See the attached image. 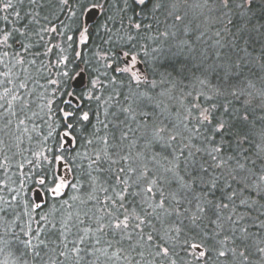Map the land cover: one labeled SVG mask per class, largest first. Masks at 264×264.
<instances>
[{"label":"trees","instance_id":"1","mask_svg":"<svg viewBox=\"0 0 264 264\" xmlns=\"http://www.w3.org/2000/svg\"><path fill=\"white\" fill-rule=\"evenodd\" d=\"M85 2L69 0L64 7L59 0H37L33 6L24 0L18 10L22 16L26 11L29 15L19 21L11 15L5 21L7 13H0V29L7 26L12 31L27 25L32 33L21 37L14 32L7 44H0V231L5 230L0 234V254L8 253L13 261L25 264H168L153 255L161 243L159 237L165 236L174 246L176 264H264V254L256 251L258 246L264 247V231L259 230V221L253 224L258 216L264 219L260 212L253 211L252 218L243 223L252 233L245 242L251 255L243 261L238 256L243 250L239 230L233 233L230 224H225L224 231L217 235L208 217L193 221L201 187L180 189L172 180L173 174L164 171L176 165V171L187 179L193 162L208 167L211 158L196 149L211 147L205 137L214 133L196 120L185 121L178 104L183 109L193 104L202 108L216 104L213 122L222 120L226 124L222 135H216V146L222 147L226 157L236 156L245 163L256 173L257 182L264 175V96L260 95L264 92V0H230L228 9L220 8L218 0H208L216 7L215 12H207L213 15L214 23L209 24L196 18L198 9H173L171 0H161V8L149 4L143 12L139 8L135 12L120 11L122 0H94L102 5L94 15L82 12L78 5ZM169 13L184 15V22H177ZM135 23L141 24V29H135ZM86 24L87 40L81 43ZM164 32L169 35L163 36ZM133 48L141 72L150 81L164 80V90L172 96L163 112L152 105L137 107L134 120L123 111L129 107L125 97L155 92L148 84L137 88L135 82L129 83L128 74L113 70L125 67L127 60L121 53ZM101 56L107 58L101 60ZM61 60L67 62L61 64ZM109 64L113 67H106ZM225 65H231L235 74L229 78L234 85L231 89L224 86ZM77 73L87 79L86 86L73 85ZM93 79L101 81L102 86L93 92L100 100L82 95L90 90L89 81ZM53 80L57 83L52 84ZM216 88L227 95H217ZM66 92L81 97L80 102ZM69 100L71 105L66 103ZM65 111L75 112L76 117L66 120ZM142 111L153 113L157 123L175 124L174 131L186 139L179 138L170 148L155 141L148 143L152 137L143 133L145 124L150 126L151 121L139 115ZM84 112L89 114L88 121L79 118ZM192 113L198 115L195 109ZM245 114L247 121L243 119ZM124 132H128L126 138ZM244 136L248 139L241 144ZM188 141L189 148H183L182 143ZM173 149L177 151L173 153ZM137 153L148 159L133 160ZM124 156L130 159H121ZM59 158L67 165L70 179L65 191L56 196L51 189L57 181ZM141 165L155 173V178L163 177L160 188L165 196L175 192L177 199H182L175 211L176 206L166 200L167 211L153 212L148 205L155 206L159 194L149 198L143 193L127 195L120 208L117 193L122 188L116 177H127L119 173V168ZM134 179H128L129 193L140 192ZM219 195L209 194L208 199L215 200ZM38 202L41 206L37 210L29 215L21 213V205L31 210ZM132 213L145 221L139 228L131 218L128 229L115 227L124 215ZM26 232L31 234L30 239L25 237ZM149 234L158 237L154 243L147 241ZM226 236L230 238L225 240ZM190 237L203 238L209 255L198 260L199 250L183 243ZM218 241H225L223 247ZM214 247H235L237 257H218Z\"/></svg>","mask_w":264,"mask_h":264},{"label":"snow or ice","instance_id":"2","mask_svg":"<svg viewBox=\"0 0 264 264\" xmlns=\"http://www.w3.org/2000/svg\"><path fill=\"white\" fill-rule=\"evenodd\" d=\"M248 3H251L252 0H247ZM29 3L33 6L36 5L37 0H29ZM59 3L64 7H67L69 4V0H59ZM24 4V0H0V13H7V15L3 16V20L7 21L9 19V15L15 18V20H23L25 17L29 15L26 11L24 15H21V12L18 10V6H22ZM151 4L153 8H161L163 4L161 0H122L120 11H125L127 9H131L133 12L136 11L137 8L140 9L141 12L145 10V8ZM230 5V0H218V6L222 9H228ZM51 7V3L49 4ZM82 12L87 10L88 12H92L93 10H98L102 7V5L98 2H94V0H86L85 3L78 5ZM208 0H203V2H199V0H194L193 3H189V0H171L170 7L176 9L178 7L183 8H192V9H200L201 11L207 8ZM170 15L174 14V18L177 22H184L185 16L179 13H169ZM75 15V12L72 13ZM186 15V14H185ZM34 22L35 17H32ZM131 19V18H129ZM133 27L137 30L141 29L142 25L139 23H135ZM149 27H151L149 25ZM84 31L86 32L87 29L85 28ZM19 33L21 37L30 36L32 35L31 32L27 31V25H22L21 27H16L12 31L7 30V26L4 29H0V44H7L10 38L13 37V33ZM39 35V33H36ZM163 36L167 37L169 35L168 32L162 33ZM174 36L175 33H172ZM71 39V37H69ZM84 41L87 40V36H82ZM129 40L132 37H128ZM182 43H187V41H183ZM23 47V45H22ZM27 51V48H24ZM135 51L133 48L132 51L129 52H122L121 54L127 57L126 67L123 68H113L114 71L120 73H126L129 76V83L135 82L136 87L139 88L142 84L150 85V88L154 90L155 94L152 95L149 92H141L138 95L131 94L128 97H125L126 101L128 102L129 107L123 109V111L131 117V119H135L134 113L136 112L137 107H147L149 105L154 106L155 109H160L161 112L167 109V102L172 101V96L169 94V91L164 90L165 81L160 80L157 82L156 80H148V77L143 73L139 72L136 68L137 60L136 56L132 54ZM101 60L106 59V56L99 57ZM66 60H61L60 63H66ZM264 66V65H262ZM106 67L112 68L111 64L107 65ZM63 76L67 77L68 73L64 72ZM77 75H80L77 73ZM106 75V73H105ZM235 75L231 70V65L224 66V86L225 89H231L234 87L232 83L229 82V78ZM115 80V77L112 78ZM52 84H56L57 81H51ZM171 87H175L174 84L168 82ZM201 83H205V81H201ZM90 90H87L82 95L86 96L88 100H100L99 96H94L93 92L98 91L99 88L102 86L101 81L99 79H93L89 81ZM215 93L217 95L226 96L227 92H221L219 88L215 89ZM65 95L72 98V100H76L77 103L80 102L81 97H78L73 92H66ZM191 96V93H188ZM203 95V94H201ZM232 95H235V92H232ZM260 95L264 96V92L260 93ZM207 100H211V97H205ZM69 105H71V100L66 101ZM217 108L216 104H212L211 108H202L200 104H193L191 108H186L185 111L191 115L193 109L197 112V116L195 117L197 123L199 125L205 126L208 129L213 131V135L209 137H205V140L211 147H205L203 149L197 148L196 152H206L207 155L211 158V162L208 163V167H204L203 164H195L193 162L192 171L188 172L187 179L185 176L179 174V171H176L178 166L173 165L172 167L164 169V171L172 173V180L177 184L180 189H188L192 190L194 186H199L202 189V195H198L196 197V203L194 205L195 212L193 213V221L197 219H201L202 217H208L211 222L215 225L217 231V235L220 232L224 231V225L230 224L231 231L234 233L237 230L240 232V241L241 247L243 250L239 251L238 256L243 261H248L249 256L251 255V251L249 246L245 243L249 237L252 235L249 232L247 227L243 226V223L246 221V218H252V212L257 211L260 212L261 216H264V175L259 177V182H257L254 177L256 173L253 172L251 169L246 167L245 163H241L240 159L236 156H225V153L222 147L216 146V135H222L226 124L222 120H215L214 121V112ZM227 111V109H225ZM64 118L71 119L76 117L75 112L65 111L63 113ZM139 115L148 121H151V125L145 124L144 126V135H150L152 137V141H155L157 144H163L167 147H171L174 142H177L179 138H182V133L179 131H174L175 124L171 126L168 124H163V122L157 123L153 119V113L149 112H140ZM83 121H88L90 119L89 114L84 112L82 116L79 117ZM189 117H185L187 120ZM245 121L248 120V115L245 114L243 116ZM183 123V121H182ZM163 124V126H161ZM70 127L71 125H66ZM125 127H129L125 125ZM139 128V126H138ZM184 128L187 131V124H184ZM129 131H133L129 127ZM264 135V133H262ZM123 136L126 138L128 136V132H124ZM186 139V138H184ZM247 136L241 138V144L247 141ZM190 146V141L187 143H182V147L187 149ZM173 153L177 151L176 149L172 150ZM180 155L184 156V151H180ZM189 156H192L193 153L189 151ZM110 158L106 155L105 157ZM148 159L147 156H142L141 153H137L135 159ZM247 159L246 157H243ZM62 159V158H61ZM125 161L129 160L128 156L121 157ZM152 160H155L156 157L152 156ZM166 162L168 161L167 157H164ZM173 159H176L175 155H173ZM96 163V161H93ZM170 163V162H169ZM211 169V171H209ZM119 173L122 176L127 178H121V176H117L116 180L121 185L122 191L121 193H117L119 197L120 208H123V201L127 198V195H140L143 193L145 196L149 198L156 197V194H159V198L155 206L149 204L148 207L153 209V212L156 209H161L167 211L165 208L166 200H170L172 205L176 207L173 208L175 211L181 203L183 202L182 199H177V193L171 192L167 196H165L164 191L160 188V180L163 177L155 178L156 174L151 173L150 170L147 168L146 165H141L139 168L129 166L127 170L124 167L119 168ZM219 173V174H217ZM131 177H135L133 183L136 185L137 188L140 189L139 193H129L127 190L131 187L128 184V179ZM63 179L57 184L55 188L52 189L53 192L59 193L63 188L68 187ZM155 189V192L153 191ZM219 192L220 195L215 200L208 199L209 194L212 196H216V193ZM255 197V198H253ZM111 199V198H109ZM147 202V201H145ZM113 204H116V201H112ZM191 203V201H189ZM241 206H244L243 211H241ZM39 207V205H37ZM214 217V219H212ZM134 219L137 221L136 227L139 228L140 223H144L145 221L141 220V217L132 213L130 215H124L122 220H119L118 223L115 224L116 228L123 227L124 229L129 228V219ZM259 221L258 228L261 231H264V219H261L258 216L255 220H253V224H256ZM150 223V221H147ZM179 232V229H176ZM143 238V237H142ZM157 236L152 234L147 235L146 239L149 242H155L157 240ZM230 237H225V240L229 239ZM161 243L159 244L157 250L153 253L154 256L160 257L161 259L167 260L168 264H176V260L173 259L175 255L174 246L170 243L165 236L159 237ZM193 239H199V243L192 242ZM31 243V241H29ZM185 245L190 247L193 250H199L198 256L196 257L198 260L204 258L209 255V251L205 249V241L203 238L200 237H190L183 241ZM221 247H223L225 241H218L217 242ZM168 244L169 246H165ZM214 250L217 252L218 257H237V249L233 248H224V250H220L219 248H215ZM78 251V250H77ZM256 251L264 254V247H257Z\"/></svg>","mask_w":264,"mask_h":264},{"label":"rangeland","instance_id":"3","mask_svg":"<svg viewBox=\"0 0 264 264\" xmlns=\"http://www.w3.org/2000/svg\"><path fill=\"white\" fill-rule=\"evenodd\" d=\"M191 3H193L194 2V0H189ZM199 2H203V0H199ZM209 5V4H208ZM215 5L214 6H212V4L211 5H209L207 8H205V9H203L202 11L200 10V9H198V11H196V14H197V16H196V18L198 19V20H200V21H208V24L209 23H214V21H212L211 19H213V15H211L210 13L209 14H207V12H208V10L209 11H211L212 12V10L215 12ZM197 10V9H196ZM88 13V12H87ZM193 13H195V10L193 11ZM209 15V16H208ZM216 23V22H215ZM89 24H86L85 25V27L83 28V31H82V33H81V36H80V41H81V43L82 42H84V40L82 39V36H87V31L85 32L84 31V29L86 28L87 30H88V28H89V26H88ZM134 56H136V60H137V65H136V68H137V70L139 71V72H141V70L139 69V66H138V58H137V55H134ZM124 57V59H128L127 57H125V56H123ZM127 65H125V67H126ZM78 76V75H77ZM77 76H75L74 77V79H73V82L76 80V78H78ZM80 76V75H79ZM86 83H87V79L85 78L84 79V83H83V85L81 86V87H83V86H86ZM81 87H79V88H81ZM194 97H195V99L196 98H198V96H196V95H194ZM171 102H169V104H170ZM177 106V105H176ZM178 106H179V110H180V115L183 117V118H185L186 116L187 117H189L187 120L185 119V121H189V120H196L195 119V117L196 116H194V114L191 112V115L189 116V113L188 112H186L185 111V109H183V108H181V106L182 105H179L178 104ZM183 139H184V137H182V138H180V140L181 141H183ZM65 143V142H64ZM59 162H62V165H61V167H59ZM56 172H57V181H56V184H55V187L57 186V184L60 182V180L61 179H63L64 181H65V183L68 185L69 184V171H68V169H67V165H65L64 163H63V160L62 159H58V161H57V164H56ZM54 187V188H55ZM53 189V188H52ZM52 189H51V193H52V195H61L64 191H65V189H66V187L65 188H63L59 193H55V192H53L52 191ZM36 191H33L32 193H31V195H32V198H33V196H34V193H35ZM42 202V201H41ZM41 202H38V203H35L34 204V206H33V208L31 209V210H28L27 208V206L26 205H21V203H20V207H21V213L23 214V215H25V214H30V213H32L33 211L32 210H37L41 205ZM6 204V203H5ZM37 205H39V207H37ZM24 209V210H23ZM1 210H3L4 211V209H2V207H1ZM21 214V215H22ZM29 219H32V216H31V218H29ZM28 230V229H27ZM31 230V229H30ZM4 231L5 230H3V228H2V231H0V234H3L4 235ZM27 234L25 235V237L26 238H29L30 239V233H28V232H26ZM3 235H1L2 237H3ZM6 253V252H5ZM8 253H6V255L5 254H0V264H25L24 262H22V261H16V260H14L13 261V259L11 258V256H10V254L9 255H7Z\"/></svg>","mask_w":264,"mask_h":264},{"label":"water","instance_id":"4","mask_svg":"<svg viewBox=\"0 0 264 264\" xmlns=\"http://www.w3.org/2000/svg\"><path fill=\"white\" fill-rule=\"evenodd\" d=\"M94 13H95V11L93 10L92 12H91V14L92 15H94ZM84 77L83 76H79L78 78H76V80L73 82V85L76 87V88H79V87H81L82 85H83V83H84ZM59 167H61V165H62V162H59Z\"/></svg>","mask_w":264,"mask_h":264}]
</instances>
